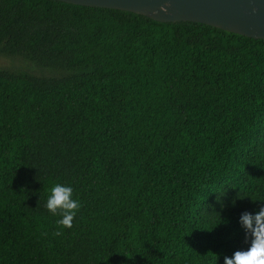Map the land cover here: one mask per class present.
Instances as JSON below:
<instances>
[{"label":"trees","instance_id":"16d2710c","mask_svg":"<svg viewBox=\"0 0 264 264\" xmlns=\"http://www.w3.org/2000/svg\"><path fill=\"white\" fill-rule=\"evenodd\" d=\"M0 52L58 71L0 68V264H223L246 247L237 219L264 199V38L0 0ZM53 182L82 204L60 236Z\"/></svg>","mask_w":264,"mask_h":264},{"label":"water","instance_id":"95a60500","mask_svg":"<svg viewBox=\"0 0 264 264\" xmlns=\"http://www.w3.org/2000/svg\"><path fill=\"white\" fill-rule=\"evenodd\" d=\"M143 14L162 22L195 21L264 38V0H62Z\"/></svg>","mask_w":264,"mask_h":264},{"label":"clouds","instance_id":"9594fccd","mask_svg":"<svg viewBox=\"0 0 264 264\" xmlns=\"http://www.w3.org/2000/svg\"><path fill=\"white\" fill-rule=\"evenodd\" d=\"M45 197V209L59 217L55 221L57 227L53 234L60 236L63 229L72 227L82 207L81 201L74 195L72 185L63 182H53ZM252 201L261 203L251 212H241L237 219L246 247L232 251L231 255H224L223 264H264V199ZM232 204L235 206V200Z\"/></svg>","mask_w":264,"mask_h":264},{"label":"rangeland","instance_id":"374dc122","mask_svg":"<svg viewBox=\"0 0 264 264\" xmlns=\"http://www.w3.org/2000/svg\"><path fill=\"white\" fill-rule=\"evenodd\" d=\"M0 68L10 70H25L37 75H50L58 71L45 68L34 61L19 55H7L0 52Z\"/></svg>","mask_w":264,"mask_h":264}]
</instances>
